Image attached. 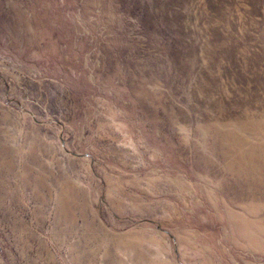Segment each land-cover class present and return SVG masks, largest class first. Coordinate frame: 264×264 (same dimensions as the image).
I'll list each match as a JSON object with an SVG mask.
<instances>
[{
    "label": "rangeland",
    "instance_id": "rangeland-1",
    "mask_svg": "<svg viewBox=\"0 0 264 264\" xmlns=\"http://www.w3.org/2000/svg\"><path fill=\"white\" fill-rule=\"evenodd\" d=\"M0 264H264V0H0Z\"/></svg>",
    "mask_w": 264,
    "mask_h": 264
}]
</instances>
